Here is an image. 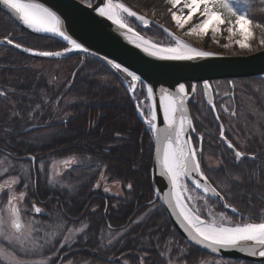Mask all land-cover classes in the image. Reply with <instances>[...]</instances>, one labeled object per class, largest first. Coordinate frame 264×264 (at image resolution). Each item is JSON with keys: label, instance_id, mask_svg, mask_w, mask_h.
<instances>
[{"label": "trees", "instance_id": "16d2710c", "mask_svg": "<svg viewBox=\"0 0 264 264\" xmlns=\"http://www.w3.org/2000/svg\"><path fill=\"white\" fill-rule=\"evenodd\" d=\"M120 1L174 32L166 0ZM238 7L264 25V11H261L264 6L259 0H243ZM150 30L141 33L169 39L157 29ZM254 31L264 34L261 29ZM6 36L36 50L63 51L66 47L52 39L26 34L0 12V39ZM37 64H42L40 71L35 68ZM125 81L129 85V80ZM230 84L234 90H230ZM185 85L190 92V84ZM211 87L214 94L216 89L234 93L238 108L232 104L227 106L228 117L219 109L217 113L226 136L239 150L254 154L256 159L237 163L219 142V128L198 88L189 110L196 129L193 134L196 143L198 136L204 138L202 169L245 219L259 222L258 216L264 212V82L254 78L223 80L211 83ZM0 91L7 93L0 97V149L13 157L36 158L33 170L30 163L8 157L14 167L0 177L2 182L8 175L23 172V177L29 179L24 206L44 204V216L33 213L36 218L32 259L43 260L45 264H62L68 257L74 264L85 261L87 264H125V261L141 264L142 258L143 264H167L168 252L175 259L179 249L185 250L187 264L214 259L196 252L180 239H171L173 230L154 202L152 138L139 121L125 86L102 64L82 55L57 61L33 60L0 47ZM136 96L142 100L144 95L136 92ZM33 126L44 128L24 132ZM4 156L0 153V159ZM69 157H75V165L57 178V185L49 184L46 177L49 165ZM237 175L239 180H233ZM128 184L132 185L131 190ZM104 185L110 186V191L105 192ZM116 186L122 190L120 196L113 194ZM0 193L3 209L8 197ZM216 210L224 211L219 204ZM232 217L233 221H240ZM55 224H60L62 231L50 239L49 232ZM82 226L86 228L77 236L71 237L67 232L69 228L76 232ZM65 235L69 236L72 246L60 248L59 242ZM0 244L15 253L1 241Z\"/></svg>", "mask_w": 264, "mask_h": 264}, {"label": "snow or ice", "instance_id": "6c2138e0", "mask_svg": "<svg viewBox=\"0 0 264 264\" xmlns=\"http://www.w3.org/2000/svg\"><path fill=\"white\" fill-rule=\"evenodd\" d=\"M243 0H166L167 12L177 29H184L189 24L193 16L198 13L199 19L188 28L186 36H206L211 31L215 37L221 31V25H227L224 29L227 33L228 43L223 47L228 48L233 43V37L239 35L241 39L234 42L241 50H251L250 41L256 38L254 29H261L264 32V25L255 22L249 17L246 11H241L238 5ZM259 4L264 6V0H259ZM91 7V4L88 5ZM0 9L6 10L24 29L36 34H50L60 37L67 42L63 52L36 50L24 47L10 36L4 37L0 43L11 45L13 48L32 56L53 58L67 55L73 51L87 54L89 49L84 47L74 39L64 28V20L51 7L40 3L39 0H0ZM99 17L106 18L123 33L126 34L128 43L142 52L147 57L160 62H192L202 58L215 57V53L198 50L179 37H176L168 28L157 22V26L162 28L171 38L173 43L164 44L153 41L145 35L136 32L127 22V18H135L144 28H149L152 24L145 15H141L120 2L105 0L103 6L93 9ZM264 11V7L261 8ZM126 14V17L123 15ZM155 15V12H153ZM238 26H242L239 27ZM219 43V41H215ZM258 43L264 46V35L258 39ZM106 64L116 74H123L129 80L128 92L135 103V108L152 133V139L156 145L155 165L158 168L160 177L166 179L170 185L167 193L157 192V198L162 206H166L173 212L181 225L186 239L194 246L205 249L207 253L219 254L221 250H238L250 256L264 258V212L259 214V222H252L251 218L245 219L241 211L229 203L223 191L218 185L209 181L205 171L201 166L203 136L197 137L198 143H193L191 133L196 132L192 119L188 115L187 101L189 99V88L180 83L174 91L166 88L160 89L157 101L153 87L144 83L141 75L130 71L121 63L112 59L104 58ZM146 91L144 100L136 96L137 86ZM197 86L193 84L190 91L196 92ZM205 94L211 91V85L205 81L203 83ZM7 93L0 91V96ZM47 103L45 98H41ZM58 97L56 103L59 104ZM212 104V101L209 100ZM147 104V108L144 105ZM40 104H37V108ZM215 111V105L212 104ZM162 113L163 125L158 127V115ZM235 115V113H232ZM217 116V120H219ZM119 135V134H118ZM220 140L230 149L237 163L243 159L255 160V155H249L239 150L230 138L226 136L223 125L219 130ZM35 163V157H29ZM75 157H69L63 163L70 164ZM14 167L5 155L0 159V177L5 176L9 169ZM43 166H41V170ZM60 173H57L59 175ZM104 173L101 172L103 177ZM24 179L23 175H8L0 182V192L6 193L7 217L0 213V241H7L9 244L16 242L21 245L26 243L31 237L30 226L25 230V225L21 222V211L16 203L23 201L26 196L28 184H24L25 191L16 192V186ZM233 180H239V176H234ZM99 187V184L96 185ZM131 190L132 185H127ZM105 192L109 189L105 188ZM219 204L223 209L229 210L240 220L239 223L233 221V217L225 211H217ZM36 214H41L42 210L36 204L32 205ZM86 226L75 229L76 232H83ZM62 231L60 224L52 226L49 238H55L58 232ZM73 229H67L69 234ZM47 242V241H46ZM250 242L252 246H246ZM171 241L169 245H171ZM60 248L71 247L69 236L65 235L59 242ZM164 255V253H161ZM0 260H6L7 264H17L14 256L6 248L0 247ZM44 264V262H41ZM62 264H74L71 257H68ZM84 264H87L85 261ZM127 264V261H125ZM141 264L143 259L141 258ZM167 264H187L186 252L179 249L173 259L172 253L168 252Z\"/></svg>", "mask_w": 264, "mask_h": 264}, {"label": "water", "instance_id": "95a60500", "mask_svg": "<svg viewBox=\"0 0 264 264\" xmlns=\"http://www.w3.org/2000/svg\"><path fill=\"white\" fill-rule=\"evenodd\" d=\"M39 2L45 4L48 7H51L59 15H61L62 19L64 20L65 30L84 47L88 48V53L84 54L73 51L58 58H45L32 56L28 53L22 52L19 49L13 48L11 45H7L4 43H0V47L9 49L22 57L41 61H55L72 55H83L102 64L115 77L117 81L127 87L123 76L121 74L114 73V71L110 69V66L106 64L104 58L112 59L115 62L121 63L130 71H134L138 75H141L144 83L148 86L153 87L157 101L159 99L160 89L162 88L174 91L180 83H183L190 84L191 89V86L195 84L196 86H200L203 101L205 105L209 109H211L219 130L221 123L219 120H217L216 111L212 110V104H214L212 88L211 91L205 94L203 83L205 81L209 82L210 84L212 82L223 80H243L250 78L261 79L264 81V50H260L250 55L244 56L216 54L215 57L202 58L192 62L155 61L152 58L144 55L133 45L129 44L125 33H123L106 18L99 17L96 12L93 11V9L97 6H103L105 0H94V4L91 7L79 2L78 0H39ZM114 2L121 3L120 0H114ZM0 12L6 15L21 31L25 32L26 34L34 37L52 39L67 46V42L63 41L60 37L52 36L50 34L31 33L29 30L24 29L21 25H19L18 22H16L13 18H11L6 10L0 9ZM131 19L136 21L134 17ZM139 27L143 30H147L150 27H153L167 35V33H165L162 28H159L157 26V23L154 21H152V24L149 28H144L143 26ZM175 36L178 37L177 35ZM181 40L184 41L183 39ZM184 42L187 43L186 41ZM195 94L196 92L192 93L190 91L189 99L187 101L188 115L190 118L191 116L188 106L192 102ZM129 95L131 97V93H129ZM209 100L212 101V104L209 103ZM158 127L161 129L164 127L162 113H159L158 115ZM39 129H41V127H32L27 132H33ZM219 141L226 147V145L220 140V137ZM152 142L153 156L151 166V179L153 183V192L155 194L154 201L158 203L160 209L163 211L166 217L167 222L176 233V235L196 252H199L211 258L249 264H263L264 258H261L258 255L253 257L238 250H221L219 254H211L207 253L205 249L192 245L186 239V234L183 232V229L176 219L175 214L167 209L166 206H162L160 200L157 198L156 193L169 192L170 185L168 184V181L166 179L160 177L158 174V168L155 165L156 145L153 139ZM228 150L233 155L232 151L230 149ZM2 153L17 161L29 162L32 166V169L34 168V163L28 159L31 156L16 158L4 152ZM246 160L253 159L246 158ZM223 210L225 212H228V214L230 215H235L227 209ZM37 215L42 216L43 213ZM246 246L250 247L252 245L250 242H248Z\"/></svg>", "mask_w": 264, "mask_h": 264}, {"label": "rangeland", "instance_id": "374dc122", "mask_svg": "<svg viewBox=\"0 0 264 264\" xmlns=\"http://www.w3.org/2000/svg\"><path fill=\"white\" fill-rule=\"evenodd\" d=\"M123 15L126 17V14H123ZM198 19H199V15L197 13L196 15L193 16L192 21L189 24L185 25L184 29H177L175 23L171 20L175 35H177L181 39L187 41V43H189L191 46H193L194 48H196L198 50L208 51V52L217 53V54H229V55H235V54L250 55V54L255 53L257 51L264 50V46H261L258 43V39L264 34H261V33L258 34V33H256V31H255L256 38L252 39L250 41V43L252 45L251 50H241L239 48V46L234 42L235 40L241 39V37L239 35H236L233 37V43L231 44L230 47H228V48L223 47L224 44L228 43V40H227L228 33L224 30L227 27V25H221V31L215 37H213L210 30H209L208 34L206 36H203V37H198L195 35H193V36L184 35V32L188 28H190L192 26V24L196 23L198 21ZM126 20L127 21L131 20V18L126 17ZM134 22L137 23V25L142 26L138 21H134ZM239 27H242V26H238V29H239ZM155 36L150 37V39H152L153 41H156V42L164 43V44L173 43V41L171 39H162L158 36H156V37ZM215 41H219V43H216ZM35 68H37V70L40 71L41 70L40 68H42V64L35 65ZM144 107L147 108V105H144ZM138 117L141 118L139 116V114H138ZM63 162L64 161L54 162L51 165H49L48 170H47V176H46L47 178L49 177V180H48L49 184L51 183V185H53V186L57 185L58 184L57 178L60 177L64 171L68 170L69 168H72L76 163L74 160H72L71 163L67 164V165H65ZM57 173H60V174L57 175ZM21 174L24 175L23 172H21ZM25 175H26V173H25ZM24 178H25V180L22 179L21 182L16 186L17 194L19 193L17 191V189H21L23 191L25 190L24 189L25 181H27V184H28V181H29L28 177H24ZM29 184H30V182H29ZM103 188L104 189L108 188L110 191V186L108 187V186L104 185ZM112 191H113V194L118 195V196H120L121 192H122V190L117 186L114 187L112 189ZM0 195H1V193H0ZM16 203L18 204V206L20 208L21 221L25 225V230L27 231L29 229V226H30L31 237L23 245L16 243V242H13L11 244H9L7 241H1V242L4 243L5 245L11 247L13 249V251H15V253L11 252V251H8V252L11 253V255L15 257L17 264H41V262H44L43 260L32 259V256H33L34 251H35L34 249H32V246H33L32 240H33V233H34V224L33 223H34L35 218H36L33 216L34 211L31 207V205L27 206V207L24 206L25 199L22 202L17 201ZM42 212H43V214L45 213L43 210H42ZM0 213L4 214L7 217V204L3 209L0 208ZM162 213H163V211H162ZM166 222H167V220H166ZM234 222L239 223L240 221H234ZM167 224L169 225L168 222H167ZM78 233H81V232L71 233V237L77 236ZM171 239L173 241H176V240H179L180 238L173 231V236L171 237ZM0 247H3V246L0 244ZM18 256H20V257H18ZM29 256H31V258ZM21 257L22 258H30V259L24 260V259H21ZM0 263L1 264H7V261L6 260H0ZM202 264H229V263L225 260H221V259L220 260L219 259L214 260L213 259V260H207V261L203 262Z\"/></svg>", "mask_w": 264, "mask_h": 264}, {"label": "flooded vegetation", "instance_id": "af4514ba", "mask_svg": "<svg viewBox=\"0 0 264 264\" xmlns=\"http://www.w3.org/2000/svg\"><path fill=\"white\" fill-rule=\"evenodd\" d=\"M139 31V33H141V30H138ZM235 88H234V86H232V84H230V90H234ZM215 93L216 94H214V90H213V94L214 95H217L218 96V99H216L215 98V96H214V105H215V110H216V112H217V109H219L221 112H223L224 113V115H226V117H228V116H230V115H228V114H226V113H228L227 111H226V108H227V106H231V104H232V106H234L235 108H238V104H236V106H235V99L233 98L234 96V93H230V92H220V91H218L217 89H216V91H215ZM1 97V96H0ZM232 102V103H231ZM258 102V101H257ZM257 102H255L254 103V105H255V108H257V106H258V103ZM190 111V110H189ZM218 114V113H217ZM191 115V114H190ZM228 115V116H227ZM223 116V115H222ZM192 136V138H193V143L195 144L196 143V139H194V135H191ZM204 139V138H203ZM218 140H219V135H218ZM220 142V141H219ZM197 143H198V140H197ZM203 144V143H202ZM208 163V162H207ZM44 206V204H42V206H40V207H43Z\"/></svg>", "mask_w": 264, "mask_h": 264}, {"label": "bare ground", "instance_id": "6f19581e", "mask_svg": "<svg viewBox=\"0 0 264 264\" xmlns=\"http://www.w3.org/2000/svg\"><path fill=\"white\" fill-rule=\"evenodd\" d=\"M3 39H4V38H3ZM30 128H31V127H30ZM30 128L26 129L24 132H25V133H31V132H27ZM1 151L4 152V153H6V154H9V153H7V152H5V151H3V150L0 149V152H1ZM2 152H1V153H2ZM9 155L12 156L11 154H9Z\"/></svg>", "mask_w": 264, "mask_h": 264}]
</instances>
